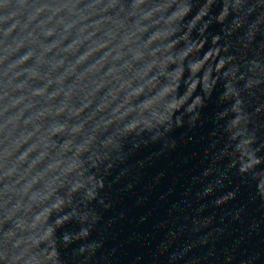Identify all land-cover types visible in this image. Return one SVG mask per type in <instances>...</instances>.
Returning a JSON list of instances; mask_svg holds the SVG:
<instances>
[{"label":"water","instance_id":"water-1","mask_svg":"<svg viewBox=\"0 0 264 264\" xmlns=\"http://www.w3.org/2000/svg\"><path fill=\"white\" fill-rule=\"evenodd\" d=\"M0 264H264V0H0Z\"/></svg>","mask_w":264,"mask_h":264}]
</instances>
